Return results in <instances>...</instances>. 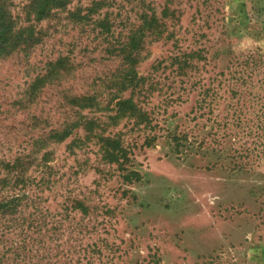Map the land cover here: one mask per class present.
I'll list each match as a JSON object with an SVG mask.
<instances>
[{
  "label": "rangeland",
  "instance_id": "rangeland-1",
  "mask_svg": "<svg viewBox=\"0 0 264 264\" xmlns=\"http://www.w3.org/2000/svg\"><path fill=\"white\" fill-rule=\"evenodd\" d=\"M91 1L72 0L69 9L83 16ZM9 2L18 26L34 23L30 0ZM126 2L106 0L82 23L62 13L35 24L42 41L0 59V179L26 177L24 188L9 183L3 194L36 192L50 212L64 197H87L94 209L84 218L92 225L84 244L100 250L95 264H264V0H173L181 12L173 40L147 38L136 67L138 76L159 80L139 98L149 127L121 119L104 132L120 134L127 149L122 166L103 160L81 128L53 140L73 115L62 96L83 94L95 83L92 93L119 64L108 52L125 43L142 11ZM145 2L156 15L165 4ZM107 14L109 33L96 28ZM198 49L206 64L177 77L168 57ZM249 55L255 68L235 67L234 57L242 64ZM64 57L75 71L58 86L52 66ZM155 60H164L158 73ZM202 86L210 106L193 111ZM94 115L110 114L85 110L80 117ZM53 180L48 189L41 185ZM11 258L6 252L1 264H15Z\"/></svg>",
  "mask_w": 264,
  "mask_h": 264
},
{
  "label": "trees",
  "instance_id": "trees-1",
  "mask_svg": "<svg viewBox=\"0 0 264 264\" xmlns=\"http://www.w3.org/2000/svg\"><path fill=\"white\" fill-rule=\"evenodd\" d=\"M125 1L128 5L136 2L135 8L139 5V10L142 7V11L139 15L140 24L130 25L125 43H122L117 50L112 49L108 52L109 55L119 59V64L112 72L107 73L103 80H99L98 89L92 93L89 92V88L96 87L95 83L88 85V91L83 94L71 93L62 96L73 115L69 121L66 120V123H63L61 130H55L52 135L53 140L62 142L71 135L73 130L81 128L85 134V140H95V143H98L102 159L118 166L125 163L127 149L123 146L120 134L104 136V132L121 119L132 120L135 126L144 124L149 127L151 121L148 118L149 114L139 98L149 96L151 91L158 86L159 80L157 79L154 83L151 77L149 81L146 76H138L136 67L141 60L145 40L147 38L153 41L173 40L175 35L173 28L178 24L181 16L180 5L177 3L173 6V0H165L159 15L150 9V3H146L145 0ZM71 2L72 0H30L27 12L33 16L34 23L18 26L16 18L11 13L12 4L9 0H0V59L16 51H29L38 45L45 34L43 35L40 30L36 31L35 24L55 19L62 13H66L72 22L82 23L83 20H89L90 16L96 14L102 7L108 6L106 0H92L86 13L81 16L79 10L69 9ZM131 6L133 10L134 6ZM108 15H104V19L98 21V25L96 23V28H100L105 33H109L111 28ZM168 60L171 61L170 67L174 68L172 69L174 74L181 78H185L188 71L195 74L198 70L197 63L203 62L202 65H205L207 62L205 50L200 49L189 51V53L177 51L171 54ZM161 61L155 60L156 64L152 66L153 72L158 73L162 65ZM242 62L240 64L236 57L233 59L236 68L241 65L252 70L256 66L253 55H249ZM73 64L67 57L58 58L55 61L52 67L57 77L56 80H58V86L62 85L63 75L72 74L75 71ZM188 80L189 78L180 83L185 84ZM208 89L204 86L200 88V98L196 100L193 111L201 112L205 107L209 108ZM85 110L91 113L105 111L110 115L104 118L94 115L86 119L80 117ZM207 114L211 115L210 109ZM103 119L107 121H101ZM108 122H111V125H108ZM149 140L145 137L144 143L149 144ZM174 140L177 141L176 138ZM83 142L85 141H76L79 146ZM135 175L136 173L130 172L126 176ZM25 178V175H5L0 179V264L4 261L6 252L12 254L13 259L10 260L15 264H95L96 259L93 254L99 256L100 250L95 244L91 246L84 244L85 236L92 229V225L84 221V218L88 217L90 211L94 209L90 206L87 197H78V195L64 197L58 210L50 212L49 206L41 205L42 198L36 192L27 194V196L19 195L15 191L11 195L3 194L6 192L5 186L9 183L12 184L11 188H17L19 184H22L24 188ZM44 184L48 189L49 184L54 185V180L51 183L42 181L41 185ZM77 214L81 218L74 222L73 218ZM10 236L16 237L17 241L10 242Z\"/></svg>",
  "mask_w": 264,
  "mask_h": 264
}]
</instances>
